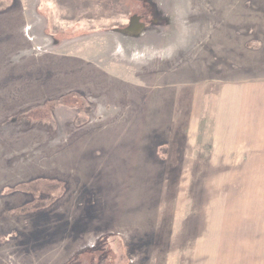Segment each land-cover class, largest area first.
Segmentation results:
<instances>
[{"label": "rangeland", "instance_id": "rangeland-1", "mask_svg": "<svg viewBox=\"0 0 264 264\" xmlns=\"http://www.w3.org/2000/svg\"><path fill=\"white\" fill-rule=\"evenodd\" d=\"M262 112L264 0H0V264H264Z\"/></svg>", "mask_w": 264, "mask_h": 264}, {"label": "crops", "instance_id": "crops-1", "mask_svg": "<svg viewBox=\"0 0 264 264\" xmlns=\"http://www.w3.org/2000/svg\"><path fill=\"white\" fill-rule=\"evenodd\" d=\"M260 115H261V119L264 118V112H262ZM253 131H254V136L252 139L253 152H249L252 154H249L247 159L264 161V124H259L258 126H255Z\"/></svg>", "mask_w": 264, "mask_h": 264}]
</instances>
